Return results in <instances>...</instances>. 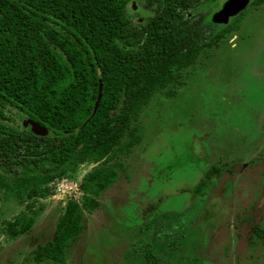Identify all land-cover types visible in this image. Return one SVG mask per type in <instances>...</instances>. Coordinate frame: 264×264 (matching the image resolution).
Instances as JSON below:
<instances>
[{
    "label": "trees",
    "instance_id": "16d2710c",
    "mask_svg": "<svg viewBox=\"0 0 264 264\" xmlns=\"http://www.w3.org/2000/svg\"><path fill=\"white\" fill-rule=\"evenodd\" d=\"M186 1L187 25L172 0L154 3L142 24L127 15L128 0H0V195L30 213L5 224L9 239L33 231L34 204L52 196L55 181L97 165L79 184L81 200L67 203L52 240L35 251L37 263L65 264L87 215L102 207L141 143L143 111L184 86V71L239 31L245 12L213 31L202 20L217 0ZM17 116L47 133L16 125ZM254 223L251 214L246 236L252 231L264 250V229Z\"/></svg>",
    "mask_w": 264,
    "mask_h": 264
},
{
    "label": "rangeland",
    "instance_id": "374dc122",
    "mask_svg": "<svg viewBox=\"0 0 264 264\" xmlns=\"http://www.w3.org/2000/svg\"><path fill=\"white\" fill-rule=\"evenodd\" d=\"M128 1L129 17L144 15L142 1ZM239 23L184 71V86L143 111L141 143L102 207L87 215L65 264H264L262 244L252 231L246 236L251 214L264 229V4ZM96 166L55 181L52 196L34 204L33 231L16 240L5 224L30 213L0 195V264H55L37 263L34 253L52 240L67 203L81 200L79 184Z\"/></svg>",
    "mask_w": 264,
    "mask_h": 264
},
{
    "label": "water",
    "instance_id": "95a60500",
    "mask_svg": "<svg viewBox=\"0 0 264 264\" xmlns=\"http://www.w3.org/2000/svg\"><path fill=\"white\" fill-rule=\"evenodd\" d=\"M250 1L251 0H227L223 4L221 10H219L213 15V19H212L213 22L216 24H228L230 19L238 16L240 13L244 12L248 8ZM101 92H102V84L100 85V93H99L98 102L96 103L95 106V110H94L95 112L98 110L99 107V102L102 97ZM22 123L26 128H29V130L33 134L44 135L47 133V128L43 127L42 125L31 119H23Z\"/></svg>",
    "mask_w": 264,
    "mask_h": 264
},
{
    "label": "flooded vegetation",
    "instance_id": "af4514ba",
    "mask_svg": "<svg viewBox=\"0 0 264 264\" xmlns=\"http://www.w3.org/2000/svg\"><path fill=\"white\" fill-rule=\"evenodd\" d=\"M143 2V10L141 11L142 14L144 15H138L137 17H134V21L139 23V24H142L145 22L146 19L152 17L151 15L153 14L154 10L157 9V7H155L154 3H158L160 4V2H162V0H140ZM175 2V6L177 8V12H182L184 18L182 19V23L184 25H187V22H188V11H187V1L186 0H182L181 3L178 2V0H172ZM259 3V0H251L250 1V4L248 6L251 7V6H258ZM222 8V7H221ZM221 8L217 9V10H213L211 8H208L205 12H204V16L205 18H203L202 22L207 25V28L208 30H215V26H214V22H213V15L218 12L219 10H221ZM248 8L244 11L246 12L248 10ZM137 12H139V9L138 10H135V14H137ZM150 13V15L147 17L146 14ZM213 23V25L211 24ZM26 128V127H25ZM29 129V128H27Z\"/></svg>",
    "mask_w": 264,
    "mask_h": 264
}]
</instances>
